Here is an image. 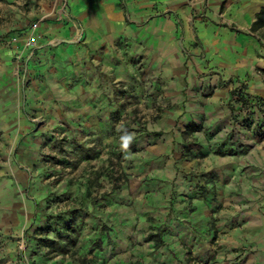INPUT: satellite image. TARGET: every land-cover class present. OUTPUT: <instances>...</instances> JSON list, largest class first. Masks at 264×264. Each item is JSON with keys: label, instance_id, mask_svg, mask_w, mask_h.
<instances>
[{"label": "rangeland", "instance_id": "374dc122", "mask_svg": "<svg viewBox=\"0 0 264 264\" xmlns=\"http://www.w3.org/2000/svg\"><path fill=\"white\" fill-rule=\"evenodd\" d=\"M62 4L0 0V264H199L181 232L186 181L212 174L197 132L221 157L231 126L212 139L211 125L185 121L195 99L163 58L126 39L90 48L59 35L82 30L69 13L58 22ZM240 93L232 126L264 146V99ZM252 139H237L248 161ZM233 188L244 210L262 193L255 181Z\"/></svg>", "mask_w": 264, "mask_h": 264}, {"label": "crops", "instance_id": "0c3cea01", "mask_svg": "<svg viewBox=\"0 0 264 264\" xmlns=\"http://www.w3.org/2000/svg\"><path fill=\"white\" fill-rule=\"evenodd\" d=\"M62 5L58 22L65 24L69 13L80 20L82 30L75 31L70 23L58 27L59 35L72 34L74 42L83 38L90 48L126 39L133 50L163 58L167 71L186 79L187 95L195 99L188 102L185 121L211 125L212 139L217 126L223 128L217 135L228 133L225 128L231 126L234 141L225 145L221 157L213 153L212 140L204 139V129L197 132L202 152L213 154L206 166L212 174L186 181L185 198L193 209L187 204L183 208L182 237L186 248H196L199 264H264V146L253 130L245 133L232 126L228 105L240 90L248 95V103L264 99V37L249 31L264 0H65ZM249 135L258 155L253 161L242 155L246 145L237 143ZM199 158L190 157L191 165ZM246 168L257 173L246 177ZM237 179L261 184L262 193L246 200V210L233 195ZM201 186L212 190L200 191ZM193 227L195 239L189 235Z\"/></svg>", "mask_w": 264, "mask_h": 264}, {"label": "trees", "instance_id": "16d2710c", "mask_svg": "<svg viewBox=\"0 0 264 264\" xmlns=\"http://www.w3.org/2000/svg\"><path fill=\"white\" fill-rule=\"evenodd\" d=\"M249 31L254 35L264 37V6H262L259 11L255 14V19L252 21ZM264 73V69H260ZM244 95V94H243ZM242 93H236L237 101L243 100Z\"/></svg>", "mask_w": 264, "mask_h": 264}, {"label": "clouds", "instance_id": "9594fccd", "mask_svg": "<svg viewBox=\"0 0 264 264\" xmlns=\"http://www.w3.org/2000/svg\"><path fill=\"white\" fill-rule=\"evenodd\" d=\"M130 139V137L125 138V146H127V141Z\"/></svg>", "mask_w": 264, "mask_h": 264}]
</instances>
